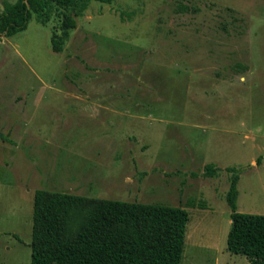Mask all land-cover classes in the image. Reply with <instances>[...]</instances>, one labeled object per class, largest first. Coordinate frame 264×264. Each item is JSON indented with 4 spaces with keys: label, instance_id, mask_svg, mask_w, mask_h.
I'll return each mask as SVG.
<instances>
[{
    "label": "rangeland",
    "instance_id": "rangeland-1",
    "mask_svg": "<svg viewBox=\"0 0 264 264\" xmlns=\"http://www.w3.org/2000/svg\"><path fill=\"white\" fill-rule=\"evenodd\" d=\"M53 14L0 35V264H31L35 190L183 207L180 264H248L226 169L264 215V0H92L67 38Z\"/></svg>",
    "mask_w": 264,
    "mask_h": 264
},
{
    "label": "trees",
    "instance_id": "trees-1",
    "mask_svg": "<svg viewBox=\"0 0 264 264\" xmlns=\"http://www.w3.org/2000/svg\"><path fill=\"white\" fill-rule=\"evenodd\" d=\"M91 1H4L0 35L10 37L25 30L33 15L45 24L56 12L67 38ZM60 45L52 40L54 52L61 50ZM226 171L230 178L225 200L231 221L226 251L245 257L248 264H264V215L237 211L238 172ZM216 173L214 165L204 166L205 177ZM188 220L183 207L35 190L31 264H180Z\"/></svg>",
    "mask_w": 264,
    "mask_h": 264
}]
</instances>
